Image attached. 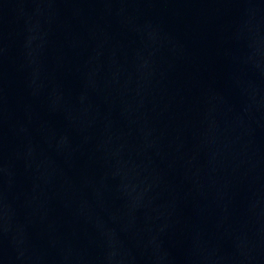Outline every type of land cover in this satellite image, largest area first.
<instances>
[{
	"label": "water",
	"instance_id": "water-1",
	"mask_svg": "<svg viewBox=\"0 0 264 264\" xmlns=\"http://www.w3.org/2000/svg\"><path fill=\"white\" fill-rule=\"evenodd\" d=\"M0 264H264V0H0Z\"/></svg>",
	"mask_w": 264,
	"mask_h": 264
}]
</instances>
